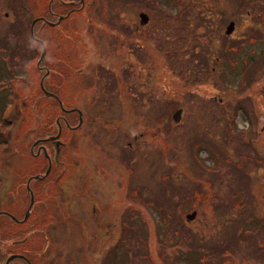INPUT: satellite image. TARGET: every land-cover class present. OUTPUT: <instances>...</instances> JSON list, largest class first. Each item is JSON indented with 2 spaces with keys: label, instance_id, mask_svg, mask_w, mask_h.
Returning <instances> with one entry per match:
<instances>
[{
  "label": "rangeland",
  "instance_id": "obj_1",
  "mask_svg": "<svg viewBox=\"0 0 264 264\" xmlns=\"http://www.w3.org/2000/svg\"><path fill=\"white\" fill-rule=\"evenodd\" d=\"M104 1L110 13L116 10L113 0ZM150 1L148 10L168 21L179 10L172 0H161L164 4L160 6ZM206 4V0L194 4L185 12L205 11ZM47 10V0H0V210L20 218L30 203L25 180L46 165L43 155L32 157L31 141L52 132L51 116L45 113L50 108L49 101L39 87L43 73L36 65L39 49L29 31L34 15L44 13L55 18ZM229 11L233 10L228 8ZM74 17L75 14L69 16L58 26H68L72 35L77 34ZM199 22L197 19L194 24L179 25L174 20L169 34L157 33L161 43H165L163 53L177 70L167 68L165 72V95L185 97L182 120L171 121L168 113L162 118L164 100L155 102L158 88L151 85L152 66L154 69L158 57L153 56L156 45L151 40L149 82L141 83L139 73L133 77L146 98V104L136 101L146 111V122L139 126L145 133V124L150 125L143 136L137 137L140 147H131L123 155L111 153V176L98 180L91 174L97 200L103 203L109 199L112 219L118 220L110 229L112 240L105 225L97 227L90 219L88 225L80 226L73 220V215L81 210L88 218L93 217L91 200L83 203L77 196L70 205H63L62 211L69 214L67 220L62 212H56L58 202L70 201L72 186L80 187L81 169L53 166L49 176L30 180L34 201L25 222L17 223L8 215H0V264L13 252L24 253L32 264H264V146L255 147L247 140L249 132L240 129L243 117L237 115L235 120L239 121H231L230 114L202 101L203 97L196 99L197 94L205 95V88H210L207 77L196 78L201 73L193 66L196 57L206 65L207 47L188 45H197L195 40L188 41L187 35L198 34V27L202 30ZM48 34L49 27L44 25L39 36L46 40L47 47ZM47 61L45 58L46 65ZM181 73L190 82L180 77ZM71 89L68 91L73 93ZM98 91L110 106L104 104L106 115H114V123L115 116L121 115L115 85L100 86ZM119 92L124 94L123 90ZM102 104L93 111L100 110ZM166 106L169 110L172 104L167 101ZM98 122L97 116L86 113L80 127L65 133L64 139L73 138L67 141V160L77 162L81 150H87L82 140L88 138L84 130L92 123H97L95 140L108 137L125 143L126 134L118 136L114 129H96L100 127ZM131 127L126 126V132ZM60 172L65 180L57 188L54 181ZM126 178L130 180L129 189L124 188ZM115 207L117 211L113 212ZM193 211L194 217L189 218L187 214ZM9 264L27 263L13 258Z\"/></svg>",
  "mask_w": 264,
  "mask_h": 264
},
{
  "label": "flooded vegetation",
  "instance_id": "obj_2",
  "mask_svg": "<svg viewBox=\"0 0 264 264\" xmlns=\"http://www.w3.org/2000/svg\"><path fill=\"white\" fill-rule=\"evenodd\" d=\"M154 1L158 5L163 3L161 0ZM202 1L205 0H172L175 8L179 10L174 12L169 21L165 17L160 18L159 13L148 10L150 0H136L137 5L133 4V0H124L128 5L122 4L120 0H113L116 10L112 13L109 12L104 0H47V13L54 14L55 18L50 19L44 13L32 17L29 31L31 39L39 49L36 65L39 70H43L39 87L49 101L50 108H46L45 113L56 115V129L31 141L32 157L42 158L43 155L45 159H42V162L44 164L45 160L46 165L40 171L29 174L25 180L31 203L27 210H30L34 201L30 186L32 178L41 179L49 176L53 166L65 167V170L71 167L73 171L80 167V187L72 186L73 195L70 201L58 202L56 212H62L64 219L67 220L69 214L62 211L63 205H70L77 196L83 203L89 199L92 201L93 217L88 218L81 210L77 215H73V220L80 226L88 225L90 219L97 227L105 225L109 228L106 233L111 235L110 241L112 240L113 234L110 233V229L117 225L118 220L112 219L113 213L110 209H113V206L109 199V202L103 203L97 200V193L93 191L95 186L93 180L94 177L105 180L111 176L113 170L110 163L114 159L111 153L119 152L123 155L131 147H140V140L137 137L143 136L150 125L145 124V133L139 126L146 122L143 117L146 111L142 107L139 108L136 101L138 103L144 101L146 104V98L145 91L137 88L140 84L133 77L139 73L141 83L149 82L151 73L147 67L152 65L147 60L151 55L152 43L156 45L153 56L158 59L154 61V69L152 66L154 84L151 85L158 88L155 102L164 100L160 108L161 116L165 119L168 113L171 121L179 123L184 114L185 97L173 98L165 95L167 90L165 72L167 68H172L176 72L177 70L174 65H170L167 53H163L166 50L165 43H161L162 39L157 34L162 31H166V35L169 34L170 23L174 20L180 25L183 22L194 24L199 19L201 21L199 25L206 31L205 34L198 27V34L188 32L187 35L188 41L197 42V45L190 42L188 45L207 47L204 48L207 50L206 65L205 61L196 57L193 66L199 68L200 72L197 73H201V76L196 78L207 77L210 88H205V95L197 94L196 99L203 97L202 101H209L224 114H230L231 121L233 119L238 122V119L235 120L237 115L243 117L245 121L242 126L240 125V129L244 133L249 132L247 140L255 147L264 146V0H206L205 11L186 14L185 10ZM228 8L233 10L232 13L227 12ZM73 14L76 16L73 24L77 34L72 35L68 26L58 25ZM44 25L49 27V34L46 36L48 47L46 40L39 36ZM174 36L180 37V34L174 33ZM45 58H48V65L44 63ZM179 76L186 78L182 73ZM186 82H190L188 78ZM113 85L119 95L117 107L121 112L118 118L115 116L114 123H112L114 115L109 118L105 112V105L108 108L110 106L101 99L98 91L100 86ZM70 88L73 93L68 91ZM119 89L123 90L124 94L120 93ZM167 101L172 104L169 110L166 106ZM100 103H103L100 110L93 111ZM139 110L140 112L136 114ZM86 113L98 117L100 127L96 129L106 132L114 129L117 130L118 136L121 133L126 134L125 143L120 144L117 139L114 141L108 137L105 140H95L93 136L97 123H92L84 130L88 138L82 140L86 142L87 150L85 152L81 150V157L77 162L73 159L70 162L67 160L66 147L67 141L73 138L64 139V135L71 129L80 127ZM177 113L179 118L175 121L173 115ZM237 125L239 126L238 123ZM126 126L132 127L126 132ZM64 180V174L60 172L55 178L54 185L58 188ZM129 186L130 180L126 178L124 188L129 189ZM116 211L115 207L113 212ZM1 213L10 216L17 223L25 222L28 216L27 214L26 217L20 218L7 210H0ZM14 253L7 255L2 264H9L13 258L24 260L18 256L8 259ZM24 256L31 261L27 255Z\"/></svg>",
  "mask_w": 264,
  "mask_h": 264
},
{
  "label": "water",
  "instance_id": "obj_3",
  "mask_svg": "<svg viewBox=\"0 0 264 264\" xmlns=\"http://www.w3.org/2000/svg\"><path fill=\"white\" fill-rule=\"evenodd\" d=\"M44 51H45V46L43 45L42 52H44ZM40 84H41V86H43L42 81H40ZM173 118H174L175 121H177L178 118H179V113L174 114V115H173ZM31 201H32V196H31ZM30 204H31V203H30ZM28 211H29V209H28L27 212L25 213V215H24L25 217L27 216ZM194 215H195V211H193L192 213H188V214H187V216H188L189 218L194 217ZM13 217H14V216H13ZM13 256L22 257V258H24V259L27 260V263H28V264H31V263L28 261V259H27L23 254H21V253H14V254L10 255V256L8 257V259H10V258L13 257Z\"/></svg>",
  "mask_w": 264,
  "mask_h": 264
},
{
  "label": "trees",
  "instance_id": "obj_4",
  "mask_svg": "<svg viewBox=\"0 0 264 264\" xmlns=\"http://www.w3.org/2000/svg\"><path fill=\"white\" fill-rule=\"evenodd\" d=\"M45 105V104H44ZM51 116V115H50ZM55 116V117H54ZM55 119H56V115L54 114V115H52L51 116V120H50V130H55L56 129V123H55ZM2 214V213H1ZM0 214V215H1ZM2 215H4V214H2ZM6 215V214H5ZM11 218V217H10ZM13 221H14V219H12ZM24 254V253H23ZM31 260V259H30Z\"/></svg>",
  "mask_w": 264,
  "mask_h": 264
}]
</instances>
